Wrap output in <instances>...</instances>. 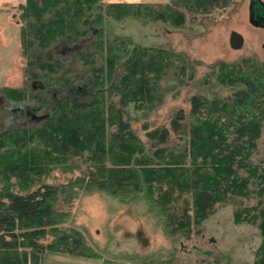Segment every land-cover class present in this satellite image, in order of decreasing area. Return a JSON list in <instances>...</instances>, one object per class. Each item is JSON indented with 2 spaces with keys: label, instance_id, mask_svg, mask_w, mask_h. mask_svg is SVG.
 Segmentation results:
<instances>
[{
  "label": "trees",
  "instance_id": "1",
  "mask_svg": "<svg viewBox=\"0 0 264 264\" xmlns=\"http://www.w3.org/2000/svg\"><path fill=\"white\" fill-rule=\"evenodd\" d=\"M217 1L15 6L22 54L30 61L25 71L35 83L3 92L47 112L0 132V264H43L47 252L101 260L85 233L70 225L74 201L95 192L121 202L143 197L171 242L189 239L216 209L231 205L235 222L259 228L253 264H264V159L252 161L264 121V59L210 64L201 78L206 88L188 98L189 107H174L151 126L149 114L193 69L181 52L109 28L127 19L177 27L181 8ZM251 12L264 15V0H251ZM89 34L93 39L79 47ZM65 46L72 47L68 54ZM71 85L88 91L67 95Z\"/></svg>",
  "mask_w": 264,
  "mask_h": 264
},
{
  "label": "rangeland",
  "instance_id": "2",
  "mask_svg": "<svg viewBox=\"0 0 264 264\" xmlns=\"http://www.w3.org/2000/svg\"><path fill=\"white\" fill-rule=\"evenodd\" d=\"M112 1L165 3L170 0ZM250 5L251 0H218L214 5L203 8L183 7L184 22L177 27L161 21L141 23L135 19L109 27L113 33L130 36L142 45L181 52L193 69L191 78L171 85L163 104L149 114L147 119L151 126L153 122L157 124L167 120L174 107H189L188 98L206 88L201 84V78L210 69V64L218 61L232 63L244 57L264 59V26L250 22ZM15 6L5 5L0 9V115H3L0 132L35 122L47 112L36 103L14 102L3 92L6 88H19L31 81L25 71L30 61L22 54L21 19ZM232 31L243 36L241 49L230 47ZM92 39V34H89L77 45L82 47ZM71 50L72 47L65 46L62 51L68 54ZM87 91L86 86L71 85L66 94L83 95ZM139 126L140 123L135 125L138 131ZM262 159L264 121L252 161L259 163ZM77 161L84 166L81 158ZM55 174L60 175V172L55 171ZM70 209V225L85 233L87 242L102 255V259H66L63 255L47 252L44 264H253L261 242L260 231L255 224L234 221L231 205L216 209L189 239L180 238L175 242L167 239L160 216L149 209L143 197L121 202L101 192L85 193L74 201ZM203 250L210 253L204 254Z\"/></svg>",
  "mask_w": 264,
  "mask_h": 264
},
{
  "label": "water",
  "instance_id": "3",
  "mask_svg": "<svg viewBox=\"0 0 264 264\" xmlns=\"http://www.w3.org/2000/svg\"><path fill=\"white\" fill-rule=\"evenodd\" d=\"M250 22L255 26H264V15L254 16L253 12H251V5H250ZM244 43L243 36L237 32L232 31L229 35V45L232 49L238 50L241 49ZM41 116L40 118H42ZM204 254L210 253L209 250H203Z\"/></svg>",
  "mask_w": 264,
  "mask_h": 264
},
{
  "label": "crops",
  "instance_id": "4",
  "mask_svg": "<svg viewBox=\"0 0 264 264\" xmlns=\"http://www.w3.org/2000/svg\"><path fill=\"white\" fill-rule=\"evenodd\" d=\"M22 0H0V9H2L5 5H10V6H15L18 2H20ZM48 254V253H46ZM45 254V256H46ZM52 255H55V256H59L58 254L56 253H52ZM61 256V255H60ZM45 258V257H44ZM63 258H66V259H72V258H69L67 256H63ZM75 259V258H73ZM78 259V258H77ZM43 264H44V259H43Z\"/></svg>",
  "mask_w": 264,
  "mask_h": 264
}]
</instances>
